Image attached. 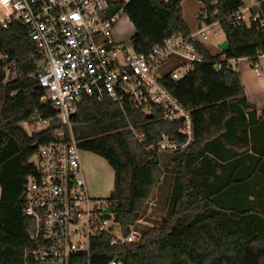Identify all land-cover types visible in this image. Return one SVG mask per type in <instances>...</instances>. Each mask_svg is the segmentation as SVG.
<instances>
[{"label": "trees", "instance_id": "1", "mask_svg": "<svg viewBox=\"0 0 264 264\" xmlns=\"http://www.w3.org/2000/svg\"><path fill=\"white\" fill-rule=\"evenodd\" d=\"M221 20L227 59L264 54V27L256 22L236 26L227 16L244 0H198ZM262 1V0H259ZM181 0H131L124 7L134 32L130 43L146 53L173 34H186ZM204 63L180 81L168 78V90L191 111L192 145L175 153H159V134L172 129L140 113L123 112L108 99L83 95L72 117V130L80 150L104 158L113 169L114 187L106 198L118 216L124 235L139 218L163 171L160 156H168L164 169H172V182L162 220L140 228L139 237L117 245L107 235L93 237L90 251L76 253L68 264H264V108L249 102L239 71L221 53L197 47ZM40 55L21 22L0 25V264H23L29 247L32 220L23 213L26 176L35 174L30 161L34 144L54 139L60 127L28 132L23 122L35 116H56L42 102L44 89L31 78ZM129 124L146 135L139 143Z\"/></svg>", "mask_w": 264, "mask_h": 264}, {"label": "built area", "instance_id": "2", "mask_svg": "<svg viewBox=\"0 0 264 264\" xmlns=\"http://www.w3.org/2000/svg\"><path fill=\"white\" fill-rule=\"evenodd\" d=\"M130 1L0 0V25L21 22L26 27L40 55L38 70L30 76L44 89L41 101L57 110L56 116H35L28 125L31 131L47 129L55 121L60 125L53 140L37 146V160L32 162L36 173L25 179L23 213L33 225L26 235L29 247L23 264H68L76 253L89 255L93 237L107 235L109 244L117 245L140 235V229L132 225L124 235L114 221L116 213L110 202L88 193L72 130V117L83 95L108 99L123 112H138L144 121L155 117L172 128L162 131L146 149L155 147L159 153L172 154L188 149L194 141L191 111L164 82L167 76L180 81L205 62L197 47L212 51L206 43L221 29V20L211 17L218 9L209 11L207 4L199 2L195 26L188 33L170 35L148 52L138 53L131 43L127 46L114 38V26ZM217 2L212 0L209 6ZM223 19L236 26L254 21L264 27V0L243 1ZM220 42L216 45L221 53L215 62L217 69L222 61L233 60L225 57ZM263 55L244 57L252 62L257 75ZM129 128L139 143L145 142V134L131 124ZM106 264L121 263L114 258Z\"/></svg>", "mask_w": 264, "mask_h": 264}, {"label": "rangeland", "instance_id": "3", "mask_svg": "<svg viewBox=\"0 0 264 264\" xmlns=\"http://www.w3.org/2000/svg\"><path fill=\"white\" fill-rule=\"evenodd\" d=\"M253 0H244L246 4H250ZM201 8L198 0H183L181 3L182 16L188 27L195 26L194 14ZM134 32V28L124 14L116 22L114 26V38L117 42L130 44V37ZM224 40V34L221 29L207 40L206 45L212 46L213 53H218L217 43ZM260 73L257 75L252 70V62L244 57L230 60L229 64L233 69L239 71L241 82L244 85L245 94L249 101L254 102L258 111L264 107V55L259 57ZM257 75V76H256ZM22 126L31 132L27 122H23ZM36 156L30 159L35 162ZM160 163L163 171L154 184L150 197L145 201L139 218L131 225L134 229H140L145 226H152L160 222L164 216L167 199L172 182V169H164V164L168 162V156L161 155ZM80 161L84 172L86 186L91 197L96 199L107 198L114 187V173L108 162L91 152L80 150Z\"/></svg>", "mask_w": 264, "mask_h": 264}, {"label": "water", "instance_id": "4", "mask_svg": "<svg viewBox=\"0 0 264 264\" xmlns=\"http://www.w3.org/2000/svg\"><path fill=\"white\" fill-rule=\"evenodd\" d=\"M219 48L222 49V51H227L228 50V43L226 40H223L222 42L219 43ZM148 117H150V115H148ZM37 144H34V148H37ZM114 221H118V216L115 215ZM50 264H62L61 262H50Z\"/></svg>", "mask_w": 264, "mask_h": 264}, {"label": "crops", "instance_id": "5", "mask_svg": "<svg viewBox=\"0 0 264 264\" xmlns=\"http://www.w3.org/2000/svg\"><path fill=\"white\" fill-rule=\"evenodd\" d=\"M260 66H261V65H260ZM259 73H260V72H259ZM256 76H257V75H256ZM248 101H249V100H248ZM249 102H251V101H249ZM251 103H253L254 105H256L254 102H251ZM256 107H257V106H256ZM263 108H264V107H263ZM263 108H262V109H263ZM262 109H261V110H262Z\"/></svg>", "mask_w": 264, "mask_h": 264}]
</instances>
